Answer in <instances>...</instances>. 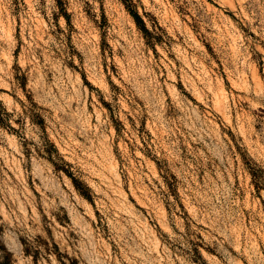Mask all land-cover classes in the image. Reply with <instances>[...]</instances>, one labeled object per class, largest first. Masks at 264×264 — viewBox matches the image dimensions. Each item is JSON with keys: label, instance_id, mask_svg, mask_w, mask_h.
<instances>
[{"label": "rangeland", "instance_id": "1", "mask_svg": "<svg viewBox=\"0 0 264 264\" xmlns=\"http://www.w3.org/2000/svg\"><path fill=\"white\" fill-rule=\"evenodd\" d=\"M7 263L264 264V0H0Z\"/></svg>", "mask_w": 264, "mask_h": 264}, {"label": "trees", "instance_id": "2", "mask_svg": "<svg viewBox=\"0 0 264 264\" xmlns=\"http://www.w3.org/2000/svg\"><path fill=\"white\" fill-rule=\"evenodd\" d=\"M132 17L134 18V20L136 21V23L141 26V28L144 30V31H147V29L145 28V25H144V22L142 20V18L140 17V15L135 12V11H130ZM74 180V179H73ZM9 264V263H7Z\"/></svg>", "mask_w": 264, "mask_h": 264}]
</instances>
